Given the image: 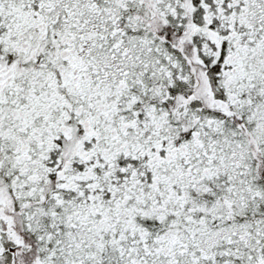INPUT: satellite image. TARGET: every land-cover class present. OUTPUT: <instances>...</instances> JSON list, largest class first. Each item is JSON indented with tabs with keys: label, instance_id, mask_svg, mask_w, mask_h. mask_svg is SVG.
I'll return each instance as SVG.
<instances>
[{
	"label": "snow or ice",
	"instance_id": "obj_1",
	"mask_svg": "<svg viewBox=\"0 0 264 264\" xmlns=\"http://www.w3.org/2000/svg\"><path fill=\"white\" fill-rule=\"evenodd\" d=\"M0 264H264V0H0Z\"/></svg>",
	"mask_w": 264,
	"mask_h": 264
}]
</instances>
